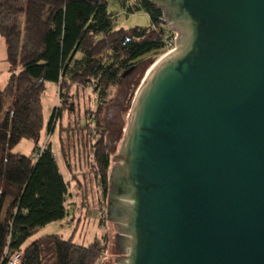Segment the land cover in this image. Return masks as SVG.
Here are the masks:
<instances>
[{
    "label": "water",
    "instance_id": "obj_1",
    "mask_svg": "<svg viewBox=\"0 0 264 264\" xmlns=\"http://www.w3.org/2000/svg\"><path fill=\"white\" fill-rule=\"evenodd\" d=\"M148 1L177 39L110 107L105 264H264V0Z\"/></svg>",
    "mask_w": 264,
    "mask_h": 264
},
{
    "label": "trees",
    "instance_id": "obj_2",
    "mask_svg": "<svg viewBox=\"0 0 264 264\" xmlns=\"http://www.w3.org/2000/svg\"><path fill=\"white\" fill-rule=\"evenodd\" d=\"M24 1V6L17 0L0 2V35L11 73L0 88V264L16 253L22 254L20 264H97L106 252L99 241L85 247L45 236L25 245L45 226L65 219L73 182L85 197L93 192L88 183L93 185L104 199L99 202L108 206L114 162L110 123L102 124L101 111L122 76L144 56L173 44L177 32L165 23L163 9L148 0H118L128 14L150 16V27L130 30L113 29L109 0ZM49 83L58 87L61 105L47 130L60 123V152L71 180L62 175L52 146L39 147ZM80 89L99 97L96 111L81 112ZM23 139L34 142L33 155L14 153Z\"/></svg>",
    "mask_w": 264,
    "mask_h": 264
},
{
    "label": "rangeland",
    "instance_id": "obj_3",
    "mask_svg": "<svg viewBox=\"0 0 264 264\" xmlns=\"http://www.w3.org/2000/svg\"><path fill=\"white\" fill-rule=\"evenodd\" d=\"M5 0H0L3 2ZM20 6H24V0H17ZM135 0H132L134 2ZM109 13L113 15V29H125L130 30L134 28H148L151 25L150 16L147 13L140 12L136 14H128L125 12L118 0H109ZM19 22L23 23V17L20 18ZM176 34L173 35L172 40L174 41ZM167 46L157 52L151 53L143 58H141L136 66L131 69L132 78L127 90V95L124 98V103L130 105L134 100V97L137 93L138 88L140 87L142 81L146 77L148 71L166 54L169 53L171 49L175 48L174 42H167ZM171 44V45H170ZM130 71V72H131ZM11 76L10 65L7 62V47L5 39L0 35V88H4ZM128 81V76L125 74L122 76V81L118 86H115L110 89L109 96L107 98L108 103L103 106V109L100 114V120L102 124H109L108 118L111 112L112 106L117 103V100L125 93L126 85ZM75 93V90L73 91ZM79 102V109L83 113L85 110H92L93 112L99 107L101 101L97 95L92 92V89H80L76 93ZM44 103V120L46 128L43 131L39 147L43 148L46 145L50 144L53 148V152L61 173L63 174L66 180H71V177L68 170H66L64 161L60 152V141H59V129L60 123L57 124L56 129L51 133L47 130V125L50 122L54 111L61 105L60 99L58 96V87L49 83L47 85V91L43 97ZM67 113V112H66ZM65 113V119L63 121V126L66 125L68 115ZM121 113L112 116L116 122L110 123L109 133H108V142L112 161L114 160L115 154H118L119 151H115V142L118 140L117 146L122 144L124 131L127 126L126 119H121L120 123H123L122 129L115 131L113 126L118 124V117ZM121 133V135H120ZM120 135V137H119ZM35 144L29 139H23L19 145L14 148V153H20L25 156L33 155ZM88 188L93 187V192H88L85 197L83 191H79L76 187V184L73 182L71 184V189L69 193V199L67 201V215L64 220L53 222L41 230H39L33 237H31L25 246H28L32 242L45 237V236H59L64 240H71L74 244L88 247L96 241L102 242L103 245H106V252L103 257L98 261L97 264H105L108 258H120L119 255H109L112 249L111 242V232H110V222L107 219V207L105 204H101L99 201L104 199L100 193H96V189L93 185H90Z\"/></svg>",
    "mask_w": 264,
    "mask_h": 264
},
{
    "label": "built area",
    "instance_id": "obj_4",
    "mask_svg": "<svg viewBox=\"0 0 264 264\" xmlns=\"http://www.w3.org/2000/svg\"><path fill=\"white\" fill-rule=\"evenodd\" d=\"M175 41H176V38L174 40V45H175ZM172 46H173V44H172ZM174 49H171L169 51V53L172 52ZM21 259H22V254L21 253H16V254L11 256V258L9 259L8 264H20L21 263Z\"/></svg>",
    "mask_w": 264,
    "mask_h": 264
},
{
    "label": "crops",
    "instance_id": "obj_5",
    "mask_svg": "<svg viewBox=\"0 0 264 264\" xmlns=\"http://www.w3.org/2000/svg\"><path fill=\"white\" fill-rule=\"evenodd\" d=\"M41 141V140H40ZM66 168V167H65ZM60 169V168H59ZM66 170H67V168H66ZM61 171V170H60ZM63 175V174H62ZM68 199H69V197H68ZM68 201V200H67Z\"/></svg>",
    "mask_w": 264,
    "mask_h": 264
},
{
    "label": "flooded vegetation",
    "instance_id": "obj_6",
    "mask_svg": "<svg viewBox=\"0 0 264 264\" xmlns=\"http://www.w3.org/2000/svg\"><path fill=\"white\" fill-rule=\"evenodd\" d=\"M120 123V121H118V124ZM118 130H119V126H118Z\"/></svg>",
    "mask_w": 264,
    "mask_h": 264
}]
</instances>
